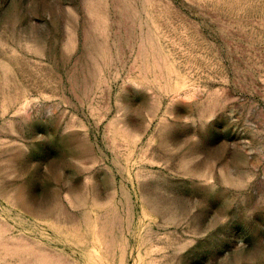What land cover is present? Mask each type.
<instances>
[{"label": "rangeland", "instance_id": "374dc122", "mask_svg": "<svg viewBox=\"0 0 264 264\" xmlns=\"http://www.w3.org/2000/svg\"><path fill=\"white\" fill-rule=\"evenodd\" d=\"M0 264H264V0H0Z\"/></svg>", "mask_w": 264, "mask_h": 264}]
</instances>
